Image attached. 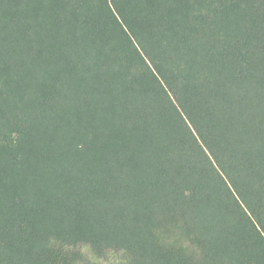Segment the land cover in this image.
Segmentation results:
<instances>
[{
    "label": "trees",
    "instance_id": "16d2710c",
    "mask_svg": "<svg viewBox=\"0 0 264 264\" xmlns=\"http://www.w3.org/2000/svg\"><path fill=\"white\" fill-rule=\"evenodd\" d=\"M0 264H264V0H0Z\"/></svg>",
    "mask_w": 264,
    "mask_h": 264
}]
</instances>
